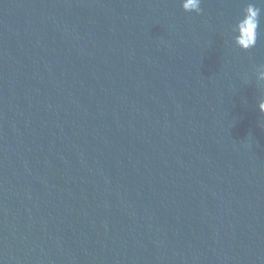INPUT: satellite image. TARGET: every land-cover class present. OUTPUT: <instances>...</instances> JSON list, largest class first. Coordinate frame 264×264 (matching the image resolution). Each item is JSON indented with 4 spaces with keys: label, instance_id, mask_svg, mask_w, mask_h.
<instances>
[{
    "label": "water",
    "instance_id": "95a60500",
    "mask_svg": "<svg viewBox=\"0 0 264 264\" xmlns=\"http://www.w3.org/2000/svg\"><path fill=\"white\" fill-rule=\"evenodd\" d=\"M0 0V264H264V4Z\"/></svg>",
    "mask_w": 264,
    "mask_h": 264
},
{
    "label": "clouds",
    "instance_id": "9594fccd",
    "mask_svg": "<svg viewBox=\"0 0 264 264\" xmlns=\"http://www.w3.org/2000/svg\"><path fill=\"white\" fill-rule=\"evenodd\" d=\"M202 0H180V6L184 12H192L199 15ZM264 4V0H259ZM261 8L255 0L245 3L240 16L231 25L232 43L241 51L253 48L257 42L258 28L260 24ZM256 85L261 93L257 108L261 115H264V63L256 69Z\"/></svg>",
    "mask_w": 264,
    "mask_h": 264
}]
</instances>
